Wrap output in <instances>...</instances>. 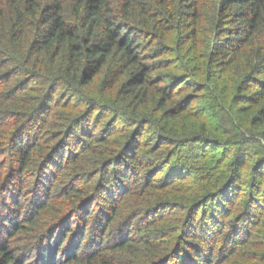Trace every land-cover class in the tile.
I'll list each match as a JSON object with an SVG mask.
<instances>
[{
	"label": "trees",
	"instance_id": "16d2710c",
	"mask_svg": "<svg viewBox=\"0 0 264 264\" xmlns=\"http://www.w3.org/2000/svg\"><path fill=\"white\" fill-rule=\"evenodd\" d=\"M0 264H264V0H0Z\"/></svg>",
	"mask_w": 264,
	"mask_h": 264
}]
</instances>
